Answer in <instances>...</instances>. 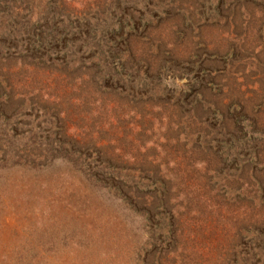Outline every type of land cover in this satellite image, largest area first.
<instances>
[{
	"label": "rangeland",
	"instance_id": "1",
	"mask_svg": "<svg viewBox=\"0 0 264 264\" xmlns=\"http://www.w3.org/2000/svg\"><path fill=\"white\" fill-rule=\"evenodd\" d=\"M256 93L264 0H0V264H264Z\"/></svg>",
	"mask_w": 264,
	"mask_h": 264
},
{
	"label": "trees",
	"instance_id": "2",
	"mask_svg": "<svg viewBox=\"0 0 264 264\" xmlns=\"http://www.w3.org/2000/svg\"><path fill=\"white\" fill-rule=\"evenodd\" d=\"M235 26H237V25H235ZM241 28V27H240ZM240 28H238V29H240ZM238 29H236L235 31L237 32L238 31ZM244 30L246 29V28H243ZM246 31V30H245ZM232 32V31H231ZM228 43H229V48H230V46H233L232 44L234 43L235 44V42L234 41H231V40H228L227 41ZM219 44V43H218ZM247 46V44H245V41H242V45H240V46H237V48H242V49H244L245 47ZM220 47V46H219ZM219 47L218 48H216L217 50H219ZM216 49H214V47L212 48V50H216ZM248 50H250L251 49V46H249L248 45V48H247ZM216 53H219V54H221V52H215V54ZM218 55V54H217ZM239 94H240V96H241V93L239 92ZM256 94H258V93H256ZM258 95H263L264 96V94H258ZM262 100V98H260V99H257V102H259V101H261ZM253 107L254 106H252V104L251 105H247V103H242L238 108L237 107H235L238 111H240L241 113V118L244 120V121H246L247 123H246V125L247 124H250L251 123V121L253 120V118L254 117H256V118H260L263 114H264V110H260V112L255 116L254 115V111H253ZM251 125V124H250Z\"/></svg>",
	"mask_w": 264,
	"mask_h": 264
}]
</instances>
